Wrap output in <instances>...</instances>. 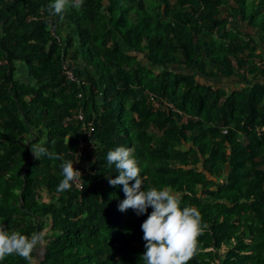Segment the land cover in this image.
I'll list each match as a JSON object with an SVG mask.
<instances>
[{"label": "trees", "instance_id": "1", "mask_svg": "<svg viewBox=\"0 0 264 264\" xmlns=\"http://www.w3.org/2000/svg\"><path fill=\"white\" fill-rule=\"evenodd\" d=\"M232 2L83 0L61 21L54 0H0V228L47 229L33 261L141 264L153 209L119 211L123 186L108 183L118 173L107 152L123 146L144 189L168 187L200 212L188 264H264V0ZM79 111L85 121L66 125ZM91 121L83 190L57 192L62 161L36 159L29 144L75 165Z\"/></svg>", "mask_w": 264, "mask_h": 264}, {"label": "clouds", "instance_id": "2", "mask_svg": "<svg viewBox=\"0 0 264 264\" xmlns=\"http://www.w3.org/2000/svg\"><path fill=\"white\" fill-rule=\"evenodd\" d=\"M82 5L83 0H54L48 6V11L50 16H58L63 21L66 7L79 9ZM91 142L97 150L95 142ZM29 145L38 160L48 156L62 161L60 168L63 179L57 186V192L70 190L73 183L82 177L73 162L64 159L63 155L49 152L40 143ZM132 153L131 148L116 147L107 152L106 160L108 166L114 165L118 173L115 179L108 178V183L113 187L123 186L125 193L126 198L119 204V211L132 209L141 216L147 214L150 207L153 209L141 225L146 242V250L140 257L141 264H188L197 251V237L202 232L200 212L192 206L182 210L178 195L168 187L144 189L140 178L141 169ZM46 232L47 229L33 232L29 237L18 231L9 233L0 228V261L15 254L32 264L34 252L37 257L43 255Z\"/></svg>", "mask_w": 264, "mask_h": 264}, {"label": "built area", "instance_id": "3", "mask_svg": "<svg viewBox=\"0 0 264 264\" xmlns=\"http://www.w3.org/2000/svg\"><path fill=\"white\" fill-rule=\"evenodd\" d=\"M65 65H64V74L66 75L67 79L71 82L77 81L74 73L69 68L65 67ZM82 84L84 85L85 83H82ZM80 97H82V96H80ZM156 105L157 104H154V107L157 108L158 106H156ZM72 120H77V121H81V122L85 121L84 112L83 111L75 112V114L72 117H69L65 120V124L68 125ZM84 131H85L84 139H82L79 150L76 152V155H75L76 164L74 165V168L82 173V177L73 183L74 188L78 191L83 190L84 178L87 174V171L85 170V166H84L85 165L84 156H85V152L88 148V141L85 138L86 137L87 138L92 137V135L95 131L94 123L92 121L88 122L85 126Z\"/></svg>", "mask_w": 264, "mask_h": 264}, {"label": "rangeland", "instance_id": "4", "mask_svg": "<svg viewBox=\"0 0 264 264\" xmlns=\"http://www.w3.org/2000/svg\"><path fill=\"white\" fill-rule=\"evenodd\" d=\"M151 1L152 0H147V3L148 4H152L151 3ZM233 2H234V0H232ZM232 2V3H233ZM139 57L140 58H142L143 57V55H139ZM65 67H67V68H69L73 73H74V71H73V69L71 68V65H70V63H69V61L68 60H66L65 61ZM143 65H145V67H146V65H150V63L149 62H146V63H144ZM183 68H181V70H182ZM184 70V69H183ZM75 74V73H74ZM18 77L20 78V79H23L24 80V73H23V70H22V68H19V72H18ZM197 79L199 80V81H201V82H203V83H207V84H210V85H213V86H215L216 87V89H221V88H225L226 90H228L229 92H231V91H237V90H242L244 87H245V85H246V83L245 82H235V83H230L229 81H223V82H219V81H211V80H206V79H204V78H200V77H197ZM99 98V101H101V96H99L98 97ZM155 104H157V103H155ZM156 106H158V104L156 105ZM135 121L138 123V124H140V122H141V119L137 116L136 117V119H135ZM158 135H161V133H159ZM222 180V179H221ZM220 180V181H221ZM43 257V256H42ZM38 258H41V257H38ZM40 262H39V260L38 259H36V260H34L33 262H32V264H39Z\"/></svg>", "mask_w": 264, "mask_h": 264}, {"label": "crops", "instance_id": "5", "mask_svg": "<svg viewBox=\"0 0 264 264\" xmlns=\"http://www.w3.org/2000/svg\"><path fill=\"white\" fill-rule=\"evenodd\" d=\"M260 51L264 53V45L260 47Z\"/></svg>", "mask_w": 264, "mask_h": 264}]
</instances>
